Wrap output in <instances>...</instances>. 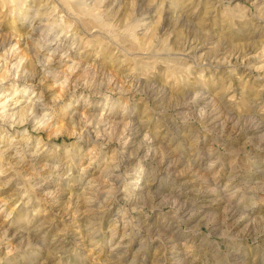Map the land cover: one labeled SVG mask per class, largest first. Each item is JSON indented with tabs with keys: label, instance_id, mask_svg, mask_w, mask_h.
I'll return each instance as SVG.
<instances>
[{
	"label": "rangeland",
	"instance_id": "374dc122",
	"mask_svg": "<svg viewBox=\"0 0 264 264\" xmlns=\"http://www.w3.org/2000/svg\"><path fill=\"white\" fill-rule=\"evenodd\" d=\"M0 264H264V0H0Z\"/></svg>",
	"mask_w": 264,
	"mask_h": 264
}]
</instances>
